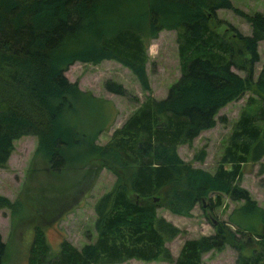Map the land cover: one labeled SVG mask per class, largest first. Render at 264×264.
I'll return each mask as SVG.
<instances>
[{
    "label": "trees",
    "instance_id": "1",
    "mask_svg": "<svg viewBox=\"0 0 264 264\" xmlns=\"http://www.w3.org/2000/svg\"><path fill=\"white\" fill-rule=\"evenodd\" d=\"M112 1L0 0V168L6 167L12 141L22 135H35L39 147L42 142L67 147L64 140L68 138L77 142L76 149L83 139L91 138L89 132H79L75 123L60 126L64 122L59 112L62 104L67 108L73 105L66 92L92 98L62 75L74 59H114L146 86L148 42L165 25L175 34L179 68V76L164 98L142 102L106 143L87 150L89 155L107 159L127 171L126 184L115 181L93 205V241L76 248L62 238L53 252L40 227L34 226L25 264H120L130 259L202 264L201 254L220 247L225 236L232 233L217 222L214 234L184 240L172 258L165 243L181 231L156 215V202L139 200H151L172 187V196H186L175 195L174 200L184 197L198 201L212 181L213 187H221L231 199L253 205L239 181L241 166L260 161L264 154V58L256 77H252L253 64L258 61L256 46L264 39V14L239 13L248 22L250 33L244 35L226 24L227 35L212 24H225L217 18L216 10L231 8L229 0H155L167 9L166 23L159 21L156 4V8L148 7L149 29L126 24L108 30L102 21L97 25L94 15ZM76 47L88 52L79 55ZM104 88L125 94L124 88L113 81H106ZM244 89L256 91L257 99H247V107L240 112L212 174L183 165L176 155L177 146H190L202 130L214 125L218 108ZM203 154L201 150L196 159L201 161ZM48 160L53 171L64 165L63 155L54 148ZM262 172L264 162L258 164V173ZM128 191L136 199H130ZM252 212L250 209L246 213ZM233 225L243 232L241 222L233 221ZM3 253L0 242V261ZM234 263L264 264V229L256 233L254 248L248 254L236 247Z\"/></svg>",
    "mask_w": 264,
    "mask_h": 264
},
{
    "label": "rangeland",
    "instance_id": "2",
    "mask_svg": "<svg viewBox=\"0 0 264 264\" xmlns=\"http://www.w3.org/2000/svg\"><path fill=\"white\" fill-rule=\"evenodd\" d=\"M229 1L231 8L216 10L217 18L225 24L212 26L216 31L228 35L226 24H229L240 33L248 35L249 24L239 13L264 14V0ZM156 4L158 17L161 19L159 21L166 23V18L169 17L167 9L159 7L155 0H113L110 6L103 5L94 15V19L97 25H101L102 21L103 27H108V30L126 24L146 30L149 29L148 24L150 25L148 7L156 8ZM256 50L258 61L253 64V79L264 58V39L257 43ZM83 52L87 53L88 50L82 48L77 54L82 55ZM146 53V86L142 85L129 68L114 59L103 58L95 62L74 59L64 67L62 75L66 81L75 84L78 91L92 97L81 98L73 95V92L65 93L73 105L67 108L65 103L62 104L59 112L62 113L64 122L61 123V128L75 123L79 132H89L91 137L88 140L83 139L76 145L77 149V142L72 143L66 138L64 143L69 146L70 151L75 149L72 153L67 147L58 148L52 142H42L39 147L35 135H22L12 141L6 167L0 168V197L5 200H0V242L4 246L0 264H25L34 226L40 227L53 252L58 249L62 238L76 248L93 241V205L115 181L126 184L127 171L122 170L116 163L106 161L107 159L89 155L88 148L106 143L112 132L119 128L142 102L164 98L169 86L179 76L173 29L165 25L159 27L156 37L149 39ZM55 56L58 57V54ZM232 70L240 76L244 75L241 70ZM106 81L119 83L125 94L118 95L107 91L104 88ZM57 95L56 98H59L60 94ZM248 98L257 99L256 91L244 89L239 96L218 108L214 115V125L202 130L193 138L190 146H177L176 155L181 163L212 174L240 112L247 107ZM51 148L63 155L64 165L58 171H53L48 166ZM201 150L204 154L202 160L198 161L196 157ZM260 162H264V154L260 161L241 166L239 187L248 193L253 205H248L244 200L231 199L229 193L220 189L221 187H213L215 183L212 181L207 193L198 201L184 198L186 196L181 194L174 196H184V199L176 197L178 200H174L172 187L166 188L167 192L162 190L151 200H139L144 203L154 201L155 198L156 215L181 231V234L165 243L172 258L177 255L184 240L214 234L217 222L232 234L225 236V241L220 247L203 252L202 264H235L236 247L245 254L254 248L256 233L264 229V172L258 173ZM127 196L136 199L130 191ZM168 198L171 200L168 201ZM217 200L219 203L215 206ZM250 209H253V212L247 214ZM233 221L243 224V232H238ZM120 264L169 263L160 259H130Z\"/></svg>",
    "mask_w": 264,
    "mask_h": 264
},
{
    "label": "water",
    "instance_id": "3",
    "mask_svg": "<svg viewBox=\"0 0 264 264\" xmlns=\"http://www.w3.org/2000/svg\"><path fill=\"white\" fill-rule=\"evenodd\" d=\"M153 200L155 201V198Z\"/></svg>",
    "mask_w": 264,
    "mask_h": 264
}]
</instances>
